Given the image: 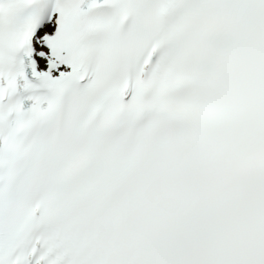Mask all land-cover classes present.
Returning a JSON list of instances; mask_svg holds the SVG:
<instances>
[{
	"label": "snow or ice",
	"instance_id": "obj_1",
	"mask_svg": "<svg viewBox=\"0 0 264 264\" xmlns=\"http://www.w3.org/2000/svg\"><path fill=\"white\" fill-rule=\"evenodd\" d=\"M0 264H264V0H0Z\"/></svg>",
	"mask_w": 264,
	"mask_h": 264
}]
</instances>
